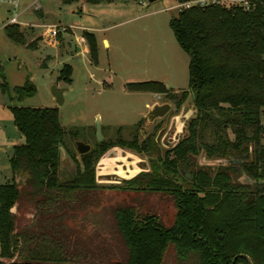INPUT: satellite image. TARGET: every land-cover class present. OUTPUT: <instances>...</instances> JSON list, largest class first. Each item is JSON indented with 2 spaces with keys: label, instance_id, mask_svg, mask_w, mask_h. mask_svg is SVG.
Here are the masks:
<instances>
[{
  "label": "trees",
  "instance_id": "obj_1",
  "mask_svg": "<svg viewBox=\"0 0 264 264\" xmlns=\"http://www.w3.org/2000/svg\"><path fill=\"white\" fill-rule=\"evenodd\" d=\"M168 23L189 56L187 88L157 79L125 87L164 93L175 103L173 114L191 95L194 113L170 148L161 149L154 133L139 138L137 121L118 126L116 136L94 141L77 157L66 136L79 138L82 128L65 130L57 106L9 105L24 140L9 157L11 181L0 184V264H165L169 256L172 264H264V0L253 10L181 7ZM4 30L26 42L19 24ZM82 36L96 64L94 33L83 29ZM71 74L72 66L63 63L57 78L70 83ZM0 89L9 90L1 65ZM13 91L21 99L36 86L27 77ZM60 145L74 164L71 170L62 166L70 171L64 177ZM113 145L148 154L149 169L124 178L122 188L165 193L175 206L171 223L143 211L139 195L114 201L97 182L96 161ZM199 154L230 162L199 164ZM242 172L252 181L239 180Z\"/></svg>",
  "mask_w": 264,
  "mask_h": 264
},
{
  "label": "rangeland",
  "instance_id": "obj_2",
  "mask_svg": "<svg viewBox=\"0 0 264 264\" xmlns=\"http://www.w3.org/2000/svg\"><path fill=\"white\" fill-rule=\"evenodd\" d=\"M37 1L41 7L36 10L32 6L35 0H20L19 10L27 5L29 8L19 18L44 25L65 26V30L57 33V44L51 45L41 39L44 27L29 24L28 27L19 24L23 26L25 43L10 39L3 25L11 5L0 0V65L9 86L7 92L0 89V184L11 181L9 157L14 145L24 140L14 124L9 109L11 104L57 106L61 126L65 130L71 127L82 128L83 133L79 138H84L90 144L96 137L93 125L97 114L103 139L116 135L120 125L124 128L131 127L140 121V128L149 133L156 128L160 129L167 119L168 124L163 128L159 139L167 131L170 135L175 131L177 136L182 135V127L194 113L190 96L176 113L149 121L143 118L148 109L146 102L151 105L156 100L169 102L170 112H174L173 100L163 94L158 97L151 91H130L125 87L127 81L157 79L174 89L187 88L189 56L177 43L168 23L170 16L177 12V0ZM83 29L93 32L97 38V64L91 62L86 52L77 51L82 39L79 37L80 41L77 40L76 35H81ZM33 36L34 42L37 41L36 45H27ZM103 37L108 39L109 45ZM63 63L72 66L70 83L57 78ZM27 77L35 84L36 91L18 99L13 88L22 84ZM54 83L67 88L61 104L57 103L51 92ZM261 121L264 124V106ZM121 133L129 137L127 129H122ZM138 136L141 138L140 133ZM262 142L264 144V134ZM71 143L74 144V139L67 135L66 144L72 148ZM120 150L118 156H113L115 153L111 152L102 154L104 157L98 159V181L118 182L142 169L141 166L148 167L146 158ZM197 158L198 162H205L201 154ZM60 161L62 175L67 176L70 171L64 168L71 170L74 164L69 167L64 155L60 156ZM120 162L124 164V169L118 167ZM219 162L215 160L211 163ZM239 178L249 180L244 175ZM160 194L149 195V206L160 212L164 223L169 224L173 219V203ZM172 263L169 256L165 264Z\"/></svg>",
  "mask_w": 264,
  "mask_h": 264
},
{
  "label": "flooded vegetation",
  "instance_id": "obj_3",
  "mask_svg": "<svg viewBox=\"0 0 264 264\" xmlns=\"http://www.w3.org/2000/svg\"><path fill=\"white\" fill-rule=\"evenodd\" d=\"M151 92H153V91H151ZM153 93H156L157 94V96L158 97H160V94H163L164 96H165V94L164 93H161V92H153ZM190 96V100H191V95H189ZM166 97V96H165ZM166 98H168V97H166ZM188 98V97H187ZM169 99V98H168ZM156 102H158V103H162L163 101H157L156 100ZM148 106V108H149V106H151V104H148L147 105ZM171 107H170V109L164 114V115H162L161 117H157V118H155V119H153V120H149L144 114H143V118H145V119H147V120H149V121H154V120H156V119H162V118H164L165 116H169V115H172L171 114ZM168 119L165 121V125H163L160 129H155V130H153L152 132H149V133H154L155 134V138H156V140H157V143H158V145H159V147L161 148V149H166V148H170L171 146H173L182 136H183V134H184V132H185V128H184V126L182 127V130H183V133H182V135H178L177 136V132L175 131L174 133H172L171 135L170 134H167L168 133V131H167V133H164L161 137H160V139H159V135H161V132H162V130H163V128H165V126L168 124ZM173 121V120H172ZM140 129V134H149L148 132H145L143 129H141V128H139ZM94 132H95V129H94ZM118 133H116V135H117ZM116 135H114V136H116ZM141 135V136H142ZM124 136V135H123ZM130 137V136H129ZM84 139V138H83ZM103 139V135H102V138L101 139H99V140H102ZM98 139H96V137H95V141H99ZM91 145L92 144H90V147H91ZM72 148H74L75 150H76V148H75V145L72 143ZM119 148V149H118ZM120 149H122V150H125V152H129V153H131V154H134L136 157H138V156H140V157H142V158H146L147 159V163H148V167H146V166H141L142 167V169H140V170H147V169H149V167H150V163H149V156H148V154H146V153H144V152H142V153H137V152H135V151H133V150H131V149H128V148H125V147H122V146H119V145H113V146H111V147H109L108 149H106L103 153H101V155L99 156V158L102 156V154L104 155V154H108V153H111V152H114L115 154L113 155V156H118L119 155V152H121V150ZM77 152V151H76ZM77 154L79 155V153L77 152ZM67 157V163H68V166L69 167H71V165L73 164V162L71 161V158L69 157V156H66ZM104 156H102L101 158H103ZM69 158V159H68ZM98 158V159H99ZM98 159H97V161H98ZM202 159L203 160H205V162L204 163H200V162H198V158H197V162L199 163V164H209V165H212V166H216V165H218V164H220V163H229L230 162V160L229 159H226V158H206V157H204V156H202ZM215 160H219L220 162L219 163H217V164H214V163H211L212 161H215ZM97 161H96V163H97ZM66 163V162H65ZM64 163V164H65ZM64 164H63V166H64ZM143 164V163H142ZM124 165V164H123ZM123 165H122V163L120 162V163H118V167L119 168H123ZM124 169V168H123ZM139 170V171H140ZM95 171H96V166H95ZM139 171H135L133 174H131L130 176H127V177H123V178H121L118 182H112V183H105V182H100V181H98L97 180V175H96V180H97V182L99 183V184H103L104 185V187H105V191H109V192H111L112 194H113V200L115 201V200H123V199H128V197L129 196H137V195H139L140 196V198L142 199V205H143V211H146V209H150V210H153V211H155L156 213H158L159 215H160V212H158L157 210H154L153 208H151V206H149V202H148V197H149V195L150 194H152V193H161L160 195H163L165 198H168L167 197V195L165 194V193H163V192H159V191H148V192H139V193H136V192H134L133 190H131V189H123L122 188V186H123V184H122V180L124 179V178H129V177H131V176H133V175H135L136 173H138ZM180 172H181V174L183 175V176H185L186 178H191V174L189 173V171H187L186 169H184V168H180ZM241 175H244V177H247L249 180L248 181H245V180H243V179H240L239 178V176H241ZM237 178L239 179V180H241V181H243V182H251L252 180L245 174V173H240V174H238L237 175ZM169 199V198H168ZM173 207H174V211H175V206L173 205ZM174 211H173V216H174ZM160 217L162 218V215H160Z\"/></svg>",
  "mask_w": 264,
  "mask_h": 264
},
{
  "label": "built area",
  "instance_id": "obj_4",
  "mask_svg": "<svg viewBox=\"0 0 264 264\" xmlns=\"http://www.w3.org/2000/svg\"><path fill=\"white\" fill-rule=\"evenodd\" d=\"M2 1H5L11 5L9 9V15L6 18L4 26L6 24L23 23V21L20 20L19 18V16L22 13V10L18 9L20 0H2ZM214 3L224 4L227 6L228 5H238L244 10H253L257 7L258 4H262L263 0H183V1H178L176 3V6H178V8H181V7H188L194 4L205 5V4H214ZM32 6H33V9H36V10L41 7L37 0H35ZM35 25L44 27V30L41 32V34L43 35L42 39L49 44L56 41V36L59 31L65 30V26L63 25L62 26L44 25L42 23L41 24L36 23Z\"/></svg>",
  "mask_w": 264,
  "mask_h": 264
},
{
  "label": "water",
  "instance_id": "obj_5",
  "mask_svg": "<svg viewBox=\"0 0 264 264\" xmlns=\"http://www.w3.org/2000/svg\"><path fill=\"white\" fill-rule=\"evenodd\" d=\"M152 1V0H149ZM67 88L65 86H57V84H52L51 86V92L55 98V100L57 101V103L61 104L63 102V93ZM171 107V104L169 102H162V103H158V102H154L151 106H149V108L147 109V111L144 113V115L149 119V120H153L157 117H161L162 115H164ZM94 129H95V134H96V139H101L102 138V132H101V123H100V118L99 115H96L95 118V122H94ZM74 145L76 148V151L81 154L84 152H87L90 149V143L86 142L85 140L81 139V138H76L74 139ZM60 156L64 155V156H68L67 151L65 150V148L60 145ZM15 205L12 207V211L15 210Z\"/></svg>",
  "mask_w": 264,
  "mask_h": 264
},
{
  "label": "crops",
  "instance_id": "obj_6",
  "mask_svg": "<svg viewBox=\"0 0 264 264\" xmlns=\"http://www.w3.org/2000/svg\"><path fill=\"white\" fill-rule=\"evenodd\" d=\"M28 8H29V6L27 5V6H25L24 8H22L21 10H22V13H21V15H23V14H25V12L28 10ZM8 12H9V9H8ZM38 17V16H37ZM6 18H7V16H6ZM39 18H40V16H39ZM23 21V23H21L20 25H26V26H24V27H28L29 25H35L36 23H39V22H27V20H22ZM29 24H27V23ZM41 24V23H40ZM19 25V28H20V30L24 33V31H23V26L21 27ZM28 25V26H27ZM3 27H4V25H3ZM83 31V30H82ZM95 35V34H94ZM24 36H25V33H24ZM79 37L82 39L81 41H82V43L80 44V46H77V51H79V52H86L87 54H88V46H87V43L85 42V40H84V37L82 36V33H81V35H76V39L77 40H79ZM96 37V36H95ZM25 39H26V37H25ZM32 39V41H33V45H36V43H37V41L36 42H34V39H35V36H33V38H31ZM42 39V38H41ZM43 40V39H42ZM103 40L109 45V41H108V39L107 38H105V37H103ZM80 41V40H79ZM96 41H97V38H96ZM31 42V41H30ZM58 42H56V41H54V42H52V43H50L51 45H53V44H57ZM88 56H89V54H88ZM98 63V62H97ZM96 63V64H97ZM167 82V81H166ZM126 83V82H125ZM168 85V84H167ZM130 91H132V90H130ZM153 95H157L156 93H153V92H151ZM148 104H150V103H148V102H146V106L148 105Z\"/></svg>",
  "mask_w": 264,
  "mask_h": 264
}]
</instances>
